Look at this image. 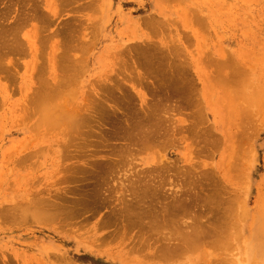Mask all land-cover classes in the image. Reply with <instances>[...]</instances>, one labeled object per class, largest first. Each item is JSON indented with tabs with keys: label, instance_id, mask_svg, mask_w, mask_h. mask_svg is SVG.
<instances>
[{
	"label": "rangeland",
	"instance_id": "374dc122",
	"mask_svg": "<svg viewBox=\"0 0 264 264\" xmlns=\"http://www.w3.org/2000/svg\"><path fill=\"white\" fill-rule=\"evenodd\" d=\"M11 1L9 0V2ZM15 1L13 2L15 3L14 5L17 3V0ZM34 7L39 9L41 17L39 16V18L30 19L25 23L23 28L18 31V36L20 37V40H23L22 42L27 43V41H30L33 44L35 43L33 50H30L27 46L25 47L24 52L21 51L20 53L8 54L5 62H3L4 70L0 71V264H65L66 262L70 261L74 264H151L152 260L149 261L146 260L145 257H142V253H144L143 250L139 251V253L142 252L141 254L138 253V250L142 248V245H139L143 243V241L139 240L142 238V236H147V231L144 230L148 229V227H145L146 229L144 228V230L141 229L143 232H140L139 226H135L133 223H131L130 227V225H128L129 221L127 223V219L125 217H119L118 215H115V217L113 213L115 214L117 212H115L116 209L124 207V204H121L122 202L126 203V201L128 202L130 198H132V195H134L132 193L134 192L129 191L130 189L132 190V187L133 189H135L134 186H139L140 188V185H138L139 182L138 184L135 182L136 185L134 186L132 185L134 183L132 178L137 180L139 176L136 178V174L140 175V177H142L143 174H148L151 177V180L156 179L153 181V184L155 182V185H157L156 187L158 188L156 194L158 195V193L161 191L159 190V187L162 189V191L159 193L158 197L156 195L157 198L154 197V195H150L148 199H145V201L147 200L150 202H146V205L148 206V204H150L148 207L152 208L153 205L158 202L156 203L157 205L155 204L156 206L152 208L153 213L156 208H158L157 210L159 211L157 212L159 213L162 210H165L164 212L170 211L166 214H163V211L160 214L157 212L155 213L162 215V217H168L169 219H172V223L169 225L171 226L172 224V227H174V229H172V227L169 229V226L163 227L161 225V227H159L161 229H157L156 231L154 230L153 234H149L154 235V232L166 234H168V232H172L173 234L178 231L185 230V228H183V226H185L184 222H190V219L188 220L189 215H187L190 213V211L187 210V212H185L187 213L185 214L188 216L187 218L185 217L183 211H180L181 213L177 212L178 210H181V208L177 209V211L175 210L176 207L174 204H176V201L180 200L182 197L183 199L181 200H186L184 199L185 197L187 198L185 194V187L188 180L186 181V179H188V176H190V173L188 174L187 171H189V169L193 166L196 168L195 171V168L193 167L196 174L199 175V173H201V177L203 176L202 182L197 178L199 183L201 182L200 185H208L206 186L208 187L207 193L210 194L214 192V184L217 182V184L222 183L224 185H221L223 186V190L225 187L227 189V191H225L226 189L224 190L225 192L223 194V190L220 188L221 186L219 187L222 190L219 191V193H222L219 195H223L222 198H225V201L226 198L228 199V196L231 194L232 197L233 195L234 197H237V195L239 196L237 199L233 197V199H235L234 201L237 202H234L237 206L235 207L238 209L236 210V208H231H233L235 211L236 217L237 214L240 216L237 218L239 222L241 221L239 223V228L237 225L238 223L235 224L237 227L235 225L234 227L235 229L238 228L237 232L239 231V233L236 235L239 236L241 232L243 239L242 241L240 240L241 242L237 240L241 244L239 245L240 247H238V242L234 241L236 239L233 240L232 245L229 243L231 245V249L228 244L227 248L229 249L225 252V254L227 255V252L230 251H232L230 252L231 254L234 252H236L235 254H238L240 253L241 249L243 254L240 253L237 256L232 254L234 256L233 257L230 256L231 254L229 253L230 257H240L241 260L244 259V263L243 261L239 262L238 259H235L237 264H241V262L242 264H256L258 262L259 264H264V94L262 92L259 93L260 91L256 92L258 91L256 89H259L257 87L264 86V0H28V10L30 11V8ZM11 21L13 22L14 20ZM35 28H37V31ZM151 43L156 46H153ZM63 44H74L75 47L77 46L76 52L74 53L76 55L74 57L79 61L78 65L80 66V71L79 69L77 70V72L79 71L76 73L78 77L74 78L70 82L72 83L70 88L72 91L77 92V94L80 93V91H84V95L89 94L88 97L86 96L87 98H85V101H82V97L80 99L84 107H87L88 105L90 108L88 107L87 109H92L90 111L88 110V114H90V121L94 115V121H91L93 123L89 121L92 127L87 125V128L91 127L92 129L94 122L95 124L101 123L97 124L100 126H95L93 128H96V132L92 129L94 134L97 136L96 137L94 134H91V137L93 135L92 140L95 142L98 140L101 147L102 145L105 147L110 145L109 149H107L108 152L109 150L114 152L115 149H117V154L115 152L112 153L113 155L111 152H109L110 154H108V152L105 154L106 149L104 150V147H100V152L98 151L97 154V149L99 148L96 147L98 145H95V142L93 143L90 136L88 135L89 140H87L88 138L84 140V135L82 136V134H79L83 138L82 142L85 141L86 145L82 143L80 144V139L82 138L79 136L77 137V140H79L78 144H75L76 146L74 149H79L80 146H77L79 144L81 145L80 148L82 149V145H84L83 149L86 150L88 154H83V152H85L83 150L80 152L83 154L84 159H88L89 163L87 160H84L80 157L81 153L79 151H76V149L73 150L72 148L69 154L70 159L73 160L69 161L70 159H65L66 161L62 160L63 162L60 164L59 162L55 163L58 153L56 152L53 145L50 146V141L52 140L51 137H46L45 134L42 133L41 123L39 122L40 116L32 106L31 96L35 90L40 88V83H38L39 81L36 76V72L39 68L37 64H40V68H42L43 78L48 79L49 75L54 74V71H56V74H59L60 71L58 65H56L58 64V58L55 57L58 53L59 55L61 54ZM146 44H148V47ZM151 45V48L157 49L155 50V54L154 52L145 51V49H149V46ZM143 46H146L147 48ZM138 47L139 49H142L143 47L141 52H148L149 55L152 53L153 56L156 55L158 50L159 52H162L164 49L165 51L169 50V53L165 51H163L162 54L157 53V55H160L158 56L160 58L157 56L155 58L158 59V62L156 63L157 60L154 61L155 59H151L149 65H146V63L143 62L146 65L144 66L141 63V61H144L141 58L143 53L141 54L140 52L141 55L137 54L139 52L136 53ZM161 48L164 49L162 50ZM38 53H40V59H37L39 57ZM165 53L168 54V57L165 56ZM37 54L38 56L36 57ZM70 54V56L74 55L72 53ZM135 55H137L138 59L134 57ZM165 57H167L169 61ZM140 58L141 61L139 60ZM162 59H166L167 61L164 60V62ZM159 60H161L162 63L159 62ZM136 61L138 63H136ZM171 61H173V63L180 64V67H178L179 65L176 66V64H173L172 66H176L178 69H180L181 73H184L182 75H185L183 76L184 78L181 75L180 78L182 79H180V84H178V86H182L184 89L188 85V88L192 86L190 87L191 89H189V93L191 94L190 90L195 92L193 93L194 96L191 95L192 99L194 97V100H192L194 102L193 103L190 102L191 100L188 98L190 96H186V98H184L185 96L180 95L182 99H184V102H182L183 100L180 99L179 94L175 93L177 90L176 87L173 89V86H171L173 91L169 89L167 90L166 88L162 89L161 94H165L166 92L168 93L164 95V97L168 95V97H166L167 99L169 98L167 102L171 103L175 99L174 104H181V106L184 107L183 109H185L182 110V112L185 113L184 115L179 114V116L178 112H173V115L175 113V116L172 115L174 119L172 117L171 118L177 124L171 119L172 123L171 121L170 123L174 124L171 125L169 123V125L175 126L176 124V126L178 125L177 127H179L181 125L179 121L183 119V116H185L183 119V125L185 126V129L187 128L190 130L189 128H192L193 123L196 121L195 118L194 121L192 120V117L196 115L194 113L200 112L202 115V121L200 122V127L198 126V128H200V130L206 129L209 134H206V131L201 130L202 132H205L202 134H206L207 136L203 137L204 139L199 138L198 142L199 140L201 141L199 144H197L193 143L197 142L194 140L196 135L195 138L193 136V139L191 138V135L188 136V134L192 132L189 131L190 133H187L186 131L188 130L185 131V129L182 128L184 129L182 130L184 131V133L182 132V134H184L183 136H185L183 137L184 139L181 138L180 140L178 137H176V139L178 138V141L174 139L176 142L173 140V142H175L173 143L171 142L173 132H171L172 134L169 138L170 140L167 139V137L164 135L166 128L164 125L165 122L161 120L162 125H160L161 128L158 129L159 131H162L160 133H163V136L160 134L159 137H161V140L156 141V144L158 143L157 146H159V144L160 146L156 147L154 142L155 149L143 151L138 150L141 148L135 149L138 150L139 153L133 150L131 152L134 153L135 157H133V155L130 157L131 154L127 156L133 158L131 163L130 161H125L128 164V168L125 167L127 170L123 169L127 164H122V166L124 165L123 168L121 167V170H123L121 172H123V174L120 173L119 176L123 177L124 183L127 182L125 179L128 177L129 181L125 187L127 190L125 189L126 192H124V194L126 193L127 195H120V193H117L114 196L115 198L113 197L112 200V197L110 199H106L107 197H105V195L107 193H105L104 200H108L109 202H103V200L95 202L91 200L89 196H85V193H83L82 195L88 197L89 200L87 198L86 200L84 196L83 199H85L90 205L85 208V206L88 204L82 199V202L86 204H84L85 206L83 207V205H81L82 202L79 203V201H81L82 195H78V192L81 191L82 188H85L82 187V184L88 183V188L86 186L87 190L91 189L89 188L91 183H93V185L97 184L95 177L96 174L94 175V169L95 171L97 170L96 164L98 163V159L102 160L103 157H106H101L102 153L107 156L110 155L109 157L113 156V159L120 158L118 155H122L123 151L119 149L120 147L118 148V146L121 145L122 147L125 142L128 143L123 135V128L125 126L124 121H126V119L127 121L131 119V123L132 121L136 122L138 120L136 118H139L140 113H144L141 108L150 109L154 103L153 95H151V91H149L151 94L148 93L147 85V90H145L143 89L145 86L141 85L140 83L137 84L136 81L134 83L137 85L124 80L128 77L127 74L129 73L132 76L133 72L134 75L138 72L141 74H143V71L149 72V68L147 67L149 66L150 74L156 73V75L154 74L156 76L155 77L154 75L152 76L145 72L148 74V78L151 76V80L149 78V82H152L155 87L158 85L161 88L160 84L164 81V79L159 76L161 82L159 79L158 81H153L154 78H158V73L156 71L153 72V70L157 67V65V68H159L158 70L164 68L168 70L170 66L169 64L172 63ZM218 61L220 62L218 63ZM230 61L235 63L242 61L243 64L241 66L246 65L245 63L247 62L250 64H248L245 69H243V66L239 70V72H241V69H243L242 72H245V78L247 80L244 79L243 81L245 82L246 80V84L243 83L244 85H242L241 76L243 74L242 72L239 73L238 70L236 71L238 72L237 76L233 74L235 80L231 76L232 74L230 77L226 75L228 72L230 73L229 70H231L228 68L229 64H226ZM163 62H168L167 66H165L166 64H163ZM160 63L162 68L159 67ZM221 63L226 67L224 68L225 70H220L219 67L222 66ZM139 64H141L140 66L142 67L144 66L143 68L146 67L147 70H143ZM223 71L227 76L226 79L225 75L223 74L226 80L223 78V76H221ZM236 72L234 71V73ZM238 76L240 78V83L237 82L238 80L236 81V79H239ZM228 77L230 79H228ZM183 80H185L187 84ZM73 81L78 83V86L74 84ZM103 81L106 83L108 90L107 88L100 86L101 82ZM118 82L119 85L117 86L116 84H118ZM114 85L117 86V89ZM192 88H194V91ZM103 89L109 91V93H105ZM137 90L143 93V98L139 97ZM103 91L104 94H106L105 96L106 99H108V102H106L107 104L104 102V105L107 109V114H104V117L102 118L98 115H103L100 113L98 114L97 112L99 108L97 102L100 100L102 101V99H98L99 96L97 94L99 93V95H104L103 93L101 94ZM160 91L158 92L160 93ZM124 92L128 93L129 95L131 94L129 96L130 101L127 100L128 97L125 96L126 94H123ZM110 93H112L113 96H111ZM159 93H157L159 98H157L156 95L154 97L156 100L161 98ZM169 96L176 98H170ZM111 97H114L115 99H111ZM164 97H162L163 101L162 99L161 101L165 103L166 101L164 100L167 99ZM185 100L188 103H191L190 107L187 106L189 105L187 102L184 104ZM144 101L146 103L151 102L147 104L148 108L145 107L146 103H144ZM132 102H134L136 105ZM236 103L243 107L245 106V103L246 105L248 104V111L250 110L249 107L252 108V111H250L252 113L251 115L247 111L250 115L248 116L250 120L246 118L251 123H253V125L249 123L250 126L252 125L251 130L246 131L244 129V124H242L244 121L240 123L241 126L243 125V128L239 126L237 123L239 122L238 118H233L229 113L230 110L234 108L233 105H237ZM116 104L120 107L122 106L123 109L127 107L128 108L125 110L122 109L123 111H120L122 112L121 114L117 111L120 116H114L115 118H113V113H111V111L109 112V110L110 108L118 107L115 106ZM249 104L251 106H249ZM149 105L151 106L149 107ZM130 106L132 108L134 107V110L132 109L134 112H137L139 108L138 106H142L139 108L138 117L136 116L137 114H135L136 112H130ZM236 107V114H238L236 117H238L242 114L243 108L241 107V114H239L238 106ZM113 109L112 112L116 108L114 110ZM116 110H118V108ZM127 110H130L129 112L131 114ZM91 111H93L95 114H93V112L91 113ZM125 111L128 113H125ZM147 111L148 110H146V112ZM161 113L162 111L158 114L160 118L162 116L164 117V112L162 113L163 115ZM91 114H93L92 117ZM191 114H193V116ZM124 115H128L129 117ZM242 115H245V113ZM105 116L107 118H105ZM118 117H123L122 119L126 117V119L121 120L120 118L121 124H119L120 120L118 122ZM159 117L157 119L156 116L154 118V122H156V120L159 121ZM165 117L167 118L168 116L165 115ZM245 117L247 116L245 115L244 118ZM242 118L243 117L241 116V121ZM191 120L193 122H191ZM112 121H115L114 123L116 126L115 124L114 126L111 125L113 124ZM117 122L123 128L119 127ZM190 123H192V126H188ZM103 124H105V127ZM246 124L248 125V123ZM101 125L104 128H102ZM184 126L181 125V127ZM98 127H100V129H104V131L102 130L101 132L102 134L99 133L100 135L97 134L99 131H101L99 129L97 130ZM106 128L109 131H105ZM116 128L117 130H120L118 131L120 134L117 133V135L120 137H118L116 132H114ZM198 128L197 131L199 130ZM110 129L115 134H112ZM92 131L88 130L87 132ZM81 132L83 133L84 131ZM103 132L106 133L105 135L110 133V135H108L109 138L108 136L105 137ZM185 133L187 134L185 135ZM182 134L179 136L182 137ZM237 135L242 137L241 141L239 142H235ZM119 138L120 140L123 138V141H117ZM107 139H111L112 141H107ZM90 140L92 142H90ZM167 140L168 142L165 143ZM110 141L113 142V144ZM92 143L96 147H94ZM88 144L92 145V147L90 146L92 149H96L92 150L89 146L88 148ZM115 144H118V146L116 145L117 147L114 149V147H111V145L115 146ZM195 144L201 146L203 149L201 147L200 149L203 150V152L199 151V146L198 150L193 149L197 146ZM87 149L92 150V152ZM95 152L98 156H100L98 158V156L95 154L97 160L93 155ZM234 155L235 157H232ZM85 156H92L94 159H91L92 157H90L89 160V158H85ZM80 158L83 160L80 162L82 164L81 170L76 171L72 165H75L77 162H79L81 160ZM233 158H235V161ZM229 160L233 161L231 162ZM237 160L240 161L239 164L237 163ZM83 162H85L84 165ZM80 163L77 165L78 168H80ZM86 163H88V166L85 165ZM230 164H233L232 168ZM86 167L88 169H85ZM83 168L87 170V172H89V169L91 171L93 170V174L90 171L92 176L88 175L87 173V175L90 176L87 177L86 171ZM82 169L85 173L84 176L82 175ZM144 171L148 173L146 174ZM190 171L193 170L190 169ZM76 172V175H78L77 177L75 176ZM165 173L168 175L166 176ZM206 173L209 175H204ZM156 174L161 176V178L164 175V179L165 176L166 179L170 176V179L168 178L167 180L169 181L166 180L167 182L163 180V182L159 183L161 179ZM75 177L76 181H74ZM122 177L119 179L120 182L118 180L119 184L123 182L121 180ZM196 177L198 176H195V179ZM201 177H199V179ZM262 181L263 183H261ZM124 183L122 184L124 185ZM129 183L132 185V187H130ZM164 183L165 185H161ZM172 183L176 184V187ZM259 185L261 189L259 188ZM76 186H78V188ZM115 186L117 188V183L113 184V188H115ZM127 186L130 188L128 189ZM180 186H182V194L179 193V195L181 194L182 196L180 195L181 197H177L176 195L173 197L172 192L175 190L179 191ZM72 188L74 189L73 191L70 190ZM79 188L81 189L79 190ZM68 189L72 193L74 191H78V194L75 192L74 193L76 195L72 194L68 191ZM86 189H83L82 192H85ZM104 190H107V188ZM127 191H129V195ZM226 192L231 194L227 195L225 194ZM260 192L262 193L260 195L261 197L259 196ZM36 193H39V196H37ZM33 195L36 200L37 197L38 200H41V198L48 200V202L50 200L54 206H68L69 210L72 209V207L69 205H72L80 198L78 201L79 204L77 203L79 206L76 204H73L72 206H75L74 208L77 206V209L81 206L84 208V211H79L82 208L78 209L77 212H79V215L75 213L77 209H72L74 213L70 210L72 215H77V217L73 218L75 224L74 222H72L73 225L69 224V226H73L72 229H70L71 227L69 226H64V224H62L63 222L61 223L59 220H44V218L39 219L38 217V219L34 220L31 216H27L30 217L27 220L22 219L24 216L22 212L23 210L20 212L18 207L25 205L27 202L29 203V201L31 202L32 199L35 201L34 197H32ZM127 196H131L129 200H127ZM218 197L221 198V196ZM154 198L158 200L155 201V203L151 201L152 199L155 200ZM176 198L178 199L176 200ZM110 200H112V204L110 203ZM229 200L230 199H228V201ZM167 202L169 203L168 205ZM226 203L227 204L225 205H228V208L227 206L225 208L228 210L230 209V213H228L231 214L232 209L229 208V203ZM201 204H199L200 207L198 206L201 208V210L198 208L197 210L195 205V209H192L197 210V213L198 211H202V208L207 209L203 210V212H206L205 214L208 213L209 215L207 217H209L210 212L207 211L210 205H204V203ZM105 205L106 207H104ZM164 205L168 208H165ZM218 206L221 209L222 205ZM27 207H29L28 210H32L30 205ZM147 208L145 207V209ZM98 209L101 210L99 211ZM220 209L218 210L219 216L221 214ZM259 211L260 213H258ZM175 212L177 217L175 216ZM93 213L96 215L92 217ZM155 213L154 215L152 214V216L157 217L158 215L156 216ZM205 214H203V217H205ZM232 214H234V212ZM150 215L151 214L145 218L146 221L148 218V222L152 219V216ZM25 216L23 218H26ZM149 216L151 219H149ZM162 217H160V219ZM209 218L212 219V214ZM209 218H207V223ZM108 219L109 221H107ZM181 220L184 224L181 222ZM208 226L210 227V225ZM249 227L250 229H248ZM156 233L155 235H158ZM236 235L233 234L234 238L240 239L239 237L241 236L238 237ZM154 236H152V238L149 236L148 239L150 238L151 240L149 242H144V245L146 243L144 248L147 246L149 247L145 249V253L147 251L152 252L150 248L160 246L162 243L159 242L161 240H158L155 241L157 243L153 245L152 241L154 240L152 239ZM159 236L160 235L155 237L158 239ZM244 237H246V239H244ZM156 238L154 239L156 240ZM136 243L138 245H134ZM150 243H152V246ZM242 243H244L243 246ZM133 245L137 246L135 248L137 252L134 251V248L132 250ZM244 245L245 251L243 250ZM224 247L221 246L222 250ZM206 248V252H208L207 254H210L209 257H211V260H217L219 258L221 260L223 258L222 260L227 259L226 262L224 261L225 263L223 262L224 264L230 261L232 262L231 264H236L235 261L233 263V258L225 256V254L222 255V252L227 249L219 253L218 250L221 249H218L219 247L216 245H209ZM232 248H234L235 251ZM130 250L132 252H130ZM190 250L193 257L191 254H187V252H185L186 255L184 254V256H182L183 254H181V256L179 255L177 259L176 255L175 258L167 256L168 258L171 257L170 259H172V261H168V258H165L167 261L165 259L161 260V257L158 261H156V259L153 260L152 263L187 264L189 261L190 264L191 261H196V258V262H199L200 264L204 261L201 258L206 259L204 257L206 252L205 254L201 255L203 257L200 258L199 250L197 252L196 250ZM190 250L188 251L190 252ZM145 255L146 254L143 256ZM221 255L225 256V258ZM59 256L68 261L62 260ZM139 256H141L145 262L141 260L143 262L139 263L141 262ZM241 256L244 257L242 258ZM138 257L139 259H137ZM253 257L257 260L255 261ZM136 259L137 261H135ZM199 259L201 260L199 261ZM228 259L230 261H228ZM216 260L214 264L218 262V260ZM63 261L65 263H63ZM207 261L208 262L206 263H209L208 259ZM193 262L191 264H193ZM219 262L222 264V261Z\"/></svg>",
	"mask_w": 264,
	"mask_h": 264
},
{
	"label": "bare ground",
	"instance_id": "6f19581e",
	"mask_svg": "<svg viewBox=\"0 0 264 264\" xmlns=\"http://www.w3.org/2000/svg\"><path fill=\"white\" fill-rule=\"evenodd\" d=\"M11 1V0H10ZM13 1V0H12ZM9 2V0H0V71L1 70H4V66H3V62H5V60H6V57L8 56V54H10V53H20L21 51H23L24 52V49H25V47H29V49L31 50H33V48H34V46H35V43L33 44V43H31L30 41H27V43H25V42H22L23 40H20V37L18 36L19 34H18V31L21 29V28H23V26L25 25V23L27 22V21H29L30 19H36V18H39V16H40V12H39V9L38 8H30L31 10L29 11L28 10V8H27V6H28V0H17V3H16V5H14L15 3H13V2ZM16 2V1H15ZM13 14V15H12ZM41 17V16H40ZM11 20H14L13 22L11 21ZM15 22V23H14ZM35 30L37 31V28H35ZM19 38V39H18ZM153 46H156V45H154L153 43H151ZM152 45L151 46H149V49H150V51H149V49L147 48L148 47V44H146V46H143V47H145V48H147V49H145V51H148V52H154V54H155V50H157V49H153V48H151L152 47ZM62 46V45H61ZM142 46V45H141ZM77 47V46H76ZM76 47L74 46V44H69V45H66V44H63V49L60 51L61 52V54L59 55V53L56 55V57L55 58H58V64H56V65H58V68H59V74H56L55 72L56 71H54V74L53 75H49V77H48V79L47 78H43V76H42V68H40L41 66H40V64H37L38 65V70H37V72H36V76H37V79H38V83H40V88L39 89H37V90H35V92L34 93H36V94H32V96H31V100H32V106H33V108H34V110L35 111H37V113L39 114V122L41 123V128H42V133L43 134H45V136L46 137H51V141H50V146H54V148H55V150H56V152L58 153V156H56V160H55V163L56 162H59V164L61 163V162H63L62 160H65V159H70V154H69V152L71 151V148L73 149V150H75L76 149V151H81L82 152V150L83 151H85V152H83V154L85 153H87V151L86 150H84L83 149V146L84 145H82V149L80 148L81 147V143L82 144H85L86 142L84 141V142H82L83 141V138L81 137V135H79V134H82V136L85 138L84 140H86V138H88L87 140H89V137H88V135L90 136V138H91V140H92V137H93V135H92V137H91V134H94V131H92V129L95 127V126H100V125H97V124H101V123H96L95 124V122H94V124H93V128L91 129V127H92V125H91V123H93V122H91V121H94V119H93V117H94V115L93 114H95L94 112H95V109H94V112L93 111H91V113L93 112V114H91V117H92V115H93V117H92V119H91V121L89 120V115L90 114H88V112L90 111V110H92V109H87L89 106L87 105V107H84V105H82V102L80 101V99H81V97H82V101H85L86 99L85 98H87L88 97V95H84L83 94V92L84 91H80V93H78L77 94V92H74V91H72L71 90V88H70V86L72 85V83H70L74 78H76V77H78L77 76V74L76 73H78L79 71H80V66L78 65V63H79V61H78V59L77 58H75L74 56L76 55V54H74L75 52H76ZM143 47H142V49H143ZM36 49V48H35ZM34 49V50H35ZM142 49H139V47H138V49L137 50H139V51H137L136 50V53L137 52H139V53H137V54H140V52H141V50ZM162 50L164 49V48H161ZM151 50H153V51H151ZM72 51V52H71ZM74 51V52H73ZM163 51H165V49L163 50ZM162 51V52H163ZM68 52H69V54L70 53H72V54H74V55H72V56H70L69 54H68ZM148 52L147 53H144V52H141V54L143 53V55L141 56V58L144 60V61H141V58L139 59L140 61H141V63L144 65V66H146L147 64L149 65V62H150V60L151 59H155L156 58V56L158 57V56H160V55H157V53L158 54H162V52L160 53L159 52V50L156 52V55L155 56H153L152 55V53H150L151 55H149L148 54ZM165 52H168L169 53V50H166ZM39 54V57L37 58V59H40V53H38ZM38 54L36 55V57L38 56ZM140 54V55H141ZM35 55V54H34ZM162 56V55H161ZM163 56H164V53H163ZM165 56H167L168 57V54L167 53H165ZM135 58H137V55H135L134 56ZM138 57H139V55H138ZM167 57H165L166 59H168ZM158 58H160V57H158ZM164 58V57H163ZM138 59V58H137ZM166 59H164V60H166ZM138 60V61H139ZM157 60V61H156ZM163 59H162V61H164ZM135 61V60H134ZM140 61H139V63H140ZM153 61V60H152ZM154 61H156V63L158 62V59H155ZM167 61V60H166ZM168 61H169V59H168ZM143 62H145L146 63V65H145V63H143ZM159 62H161V60H159ZM165 62V61H164ZM163 62V64H166L165 66H167V64H168V62H166V63H164ZM172 63H170L169 65V69L168 70H166V68H164V69H160V70H158L159 68H157L158 67V65H157V70H156V68L153 70V72H157L158 73V78L156 79V78H154V80L153 81H155V80H157L158 81V79L160 78V77H162L163 79H164V81L160 84L161 85V88L157 85V87H158V89H157V87H155L154 86V84L152 83V82H149L150 80H151V76H149V78H150V80H149V78H148V74L149 75H156V73H151L150 74V67L149 66H147L149 69V72H147V71H143V74H141L140 72H138V73H135V75L132 73V76H131V74H127L128 75V77L127 78H125L124 80H126V81H128V82H130V83H132V84H141V85H144L145 87L143 88V89H145V90H147L148 89V93H150L149 91H151V95H153V101H154V103H153V105H152V107L149 109L148 107H147V104H149V103H151V102H145L144 101V103H146V106L145 107H147L148 109H143V108H141L140 106H138L139 108H141V110L144 112V113H140V116H139V118H136V119H138L136 122H134V121H132V123H131V119L129 120V121H127V119H126V117H124V119H122L121 117H118V122H119V120H120V118H121V120H125L126 119V121H124L125 122V126H124V128L123 127H121L119 124H121V120H120V122H119V124H118V122H117V124H118V126L119 127H121V128H123L124 129V133H123V135H124V137L126 138V140L128 141V143H126L125 141V143L122 145V147H121V145L120 146H118V144H115V146H113V145H111V147H114V149H115V147H117L118 146V148L119 149H121L123 152H122V155H118L120 158H116V159H113L112 157H109L110 155H104V153H102V155H101V157L102 156H106V157H103V159L102 160H99L98 159V163L96 164V168H97V170L95 171V169H94V175L96 174V182H97V184H96V182H95V184L96 185H93V183H91V186H93V187H89V188H91V189H89V190H87L86 189V186H87V184H82V187H85V188H82V190L81 191H74L76 194H78V195H82L83 193H85V196H89V198L91 199V200H93V201H95V202H99V201H102L103 200V202L104 201H106V200H104L105 199V197H107L106 199H110L111 197V199L113 200V197L117 194V193H120V195H127L126 193L124 194V192H126V184H127V182L129 181L128 180V177L125 179V181H127V182H125L124 183V180H123V177L122 176H119L120 175V173L121 174H123V172H121V171H123V170H121L122 168H123V166L125 165V161H127V162H129L130 161V163L133 161V158H130V157H132V155H133V157H135V155H134V153H132L131 151H137V153H139V151H143V150H151V149H155V147H154V142H155V146L156 147H159L160 146V144H159V146H157V144H156V141H158V140H161L160 138L161 137H159L160 136V132H162V131H159V129L158 128H161V126L160 125H162V121L163 122H165L164 123V125L166 126V128H165V132H164V135H165V137H167V139H169L170 137H171V132H173V134H172V139H171V142H173V140L175 139L176 141H178L177 139L179 138L180 140H181V138L182 139H184L183 137H185V136H183L184 134H182V132L184 133V131H182V130H184L185 129V126L183 125L184 124V117L185 116H183V119H181L179 122H180V124L182 125V126H184V127H181V125L179 126V127H177L176 126V122L173 120L174 118H173V116H175V113H174V115H173V112H178V115L180 114V115H184L185 113L184 112H182V110H185V109H183L184 107H182L181 106V104H179V105H177V104H174V100H173V102H171V103H169V102H167L168 101V99L166 98V97H168V95L166 96V97H164V95L165 94H168L167 92L165 93V94H161L162 93V89H164V88H166L167 90L169 89V90H172L171 89V86H173V89H175L174 87H176V91H175V93L176 94H179V96L181 95V96H185L184 98H186V96H190V97H188V98H190V102H193L192 100H194V97H193V99H192V96L191 95H193L194 96V88H192L193 89V91L194 92H192V90H190L191 91V94L189 93V89H191L190 87H192V86H190L189 88H188V86L187 87H185V89L181 86H178V84H180L179 83V81H180V79H182V78H180L181 77V75L182 74H184V73H181V71H180V69H178L176 66H178V67H180V64H176V63H173V61H171ZM220 61H218V63H219ZM136 63H138L137 61H136ZM162 63V62H161ZM161 63H160V65H159V67H161ZM159 64V63H158ZM163 64H162V66H163ZM175 65L176 64V66L174 67V66H172V65ZM226 64H229V69H231V70H229L230 71V73H229V75H228V73L226 74L227 76H229L230 77V75L233 77V74H235L236 76L238 75V72H239V70H240V68H242L243 66V69H245L246 68V66H248V62L247 63H245L246 65H243V66H241L243 63H242V61L241 62H239V63H235V62H233V61H230L229 63H226ZM141 64H139V66H140ZM221 65L222 66H220L219 68H220V70H222V69H224V68H226L222 63H221ZM250 65V64H249ZM55 66V65H54ZM143 66V67H144ZM151 66V65H150ZM140 67H142V66H140ZM142 67V68H143ZM153 67H154V65H153ZM153 67H151V68H153ZM146 68V67H145ZM145 68H143V70H147V68L145 69ZM162 68V67H161ZM79 69V71L77 72V70ZM243 69H241V72L243 71ZM58 70V69H57ZM162 70V71H161ZM225 70V69H224ZM238 70V72H236ZM152 71V70H151ZM234 71L236 72V73H234ZM145 72H147V73H145ZM222 72V71H221ZM220 72V73H221ZM226 72H227V70H226ZM241 72H239V73H241ZM145 73V74H144ZM138 74V75H137ZM223 74L225 75V73H224V71H223V73L221 74V76H223ZM243 74V75H242ZM242 76H241V83H242V85H244L243 83H245L246 82V78H245V72H242ZM154 75V76H155ZM225 75V77H226V79H227V76ZM33 76V75H32ZM34 76H35V74H34ZM160 76V77H159ZM183 76H185V75H182V77ZM239 76H240V74H239ZM239 76H238V78H239ZM244 76V77H243ZM156 77V76H155ZM225 77L223 76V78L225 79ZM228 77V79H230ZM148 78V79H147ZM161 78V79H162ZM184 78V77H183ZM162 79V80H163ZM225 79V80H226ZM233 79L235 80V78L233 77ZM244 79H246L245 80V82L243 81ZM78 80V79H77ZM76 80V81H77ZM238 80V81H237ZM239 80H240V78L239 79H236V81L237 82H239ZM257 80V79H256ZM136 81V83H134ZM159 81L161 82V80L159 79ZM184 82H185V80H183ZM74 82V81H73ZM78 82V81H77ZM236 82V83H237ZM186 83V82H185ZM184 83V84H185ZM240 83V82H239ZM238 83V84H239ZM74 84H78V83H75L74 82ZM136 84V85H137ZM187 84V83H186ZM186 84H185V86H186ZM246 84V83H245ZM117 86L119 85V82H118V84H116ZM116 85H114V86H116ZM140 85V86H141ZM146 85H147V89H146ZM78 86V85H77ZM80 86V85H79ZM100 86H102V87H105V88H107V86H106V83H104V81L103 82H101V84H100ZM117 86H116V89H117ZM120 86H121V84H120ZM139 86V85H138ZM178 86V87H177ZM142 87V86H141ZM73 88H75V87H73ZM115 88V87H114ZM119 88V87H118ZM160 88V89H159ZM187 88H188V90H187ZM257 88H259V89H256V90H258V91H256V92H259V93H263L264 94V89H262V88H264V86L263 87H257ZM76 90H78V89H76ZM87 90V89H86ZM104 91H105V93L106 92H108L109 93V91H107L108 90V88H107V90H105V89H103ZM160 91V93L158 92V91ZM88 91V90H87ZM87 91H85V92H87ZM104 91L103 92H101V94L103 93L104 94ZM138 91V90H137ZM173 91V90H172ZM127 92V91H126ZM126 92H124L123 94H126L125 96L126 97H128L127 98V100H129L130 101V99H129V96L131 95H129L128 93H126ZM163 92H165V91H163ZM157 93H159L160 95H161V98L160 99H158V100H156L154 97H155V95H156V97L157 98H159L158 97V94ZM171 93V92H170ZM93 94V93H92ZM128 94V95H127ZM190 94V95H189ZM82 95H84V96H82ZM99 97H98V99L100 98V99H102V101L100 100V101H98L97 102V105L99 106V108H98V114L100 113V114H102L103 116H100V115H98L99 117H104V114H107V109H106V106L104 105V102L106 103V102H108V99H106V94H104V95H99V93L97 94ZM110 95L111 96H113V94L112 93H110ZM138 95H139V97H141V98H143L144 97V95H143V93L142 92H140V91H138ZM169 95H171V94H169ZM87 96V97H86ZM115 96V95H114ZM124 96V97H125ZM180 96V99L181 100H183L182 102H184V99H182V97ZM116 97V96H115ZM132 97V96H131ZM162 97H164V98H166L167 100H164V101H166L165 103L164 102H162L163 101V98ZM170 97V96H169ZM171 97H173V96H171ZM170 97V98H171ZM114 97H111V99H113ZM173 98H176V97H173ZM187 98V99H188ZM115 99V98H114ZM161 99H162V101H161ZM186 99V100H187ZM171 100V99H170ZM185 100V103L184 104H186V101ZM189 100V99H188ZM131 101H134V100H131ZM132 103H134V102H132ZM194 103V102H193ZM107 104V103H106ZM113 104V103H112ZM129 104V103H128ZM131 104V103H130ZM135 104V103H134ZM187 104H189V105H187V106H189L190 107V104L191 103H188L187 102ZM237 104V103H236ZM136 105V104H135ZM151 105H149V107L151 106ZM114 106V105H113ZM112 106V107H113ZM115 106H118L117 104L115 105ZM129 106V105H128ZM234 106V108L233 109H231L230 110V114H231V116L233 117V118H238V121L239 122H237L238 123V125L239 126H241L240 125V123H242L243 121V123L242 124H244V129L246 130V131H249V130H251V126L253 125V123H251L249 120H250V118H248V116H250L252 113L250 112V111H252V108L251 107H249L250 108V110L248 111V104L246 105V103H245V106L243 107V106H239V104H237V105H233ZM236 106H238V111H239V114H241L240 113V110L242 109L243 111H242V114L243 113H245V115L247 116V117H245L244 118V116L245 115H239L238 117H236L238 114H236L237 113V107ZM249 106H251L250 104H249ZM240 107V108H239ZM242 107V108H241ZM90 108V107H89ZM96 108V107H95ZM109 108V107H108ZM114 108V107H113ZM113 108H110V110H109V112L111 111V113H113L112 115V117L113 118H115L114 116H120L119 115V113H117V111L118 112H120L122 109H123V107L121 106H118V107H115L116 109L118 108V110H116L115 108V110L113 109ZM128 108V107H127ZM127 108H125V109H127ZM139 108H138V110H137V112L135 113L133 110H134V107L132 108L131 106H130V110H127L128 112L130 111L131 113H135V114H137L136 116L138 117V112H139ZM244 108H245V110H244ZM112 109L114 110L113 112H112ZM125 109H123V110H125ZM133 109V110H132ZM136 109V108H135ZM89 110V111H88ZM122 110V111H123ZM146 110H148L147 112H146ZM86 111H87V113H86ZM127 111H125V113L127 112ZM133 111V112H132ZM162 111V113L164 112V117L162 118H160L159 116H158V114L160 113ZM250 113V115H249V113ZM127 112V113H128ZM129 112V113H130ZM183 114H182V113ZM117 113V114H116ZM122 112H120V114H121ZM124 113V112H123ZM130 113V114H131ZM161 113V114H162ZM194 113V112H193ZM116 114V115H115ZM134 114V115H135ZM194 114H196V115H194L193 116V114H191L193 117V121H194V118H195V122L193 123V126L191 125L192 123H190V125L188 124V126H192V128H189L190 130H188L187 128L185 129V131L186 130H188V131H186L187 133H190L189 131H191L192 133H190V134H188V136L189 135H191L192 137L191 138H193V136H194V138H195V135H196V138L194 139L195 141H197V142H193V143H197V144H199L200 143V141L201 140H199V142H198V139L200 138H202V139H204L203 137H206L207 135V133H208V131H206V129H204V130H202V131H206V134H202V133H205V132H202L201 130H200V128H198V126L200 127V122L202 121L201 120V118H202V115H201V113L200 112H198V113H194ZM229 114V115H230ZM129 115V114H128ZM128 115H124V116H127V117H129ZM163 115V114H162ZM165 115L166 116H168L167 118L165 117ZM173 115V116H172ZM179 115V116H180ZM228 115V116H229ZM123 116V115H122ZM157 116V119H158V117L160 118L159 119V121H157L156 120V122H154V118ZM177 116V115H176ZM230 116V117H231ZM241 116L243 117L242 118V121L240 120L241 119ZM90 117V118H91ZM131 117H132V115H131ZM173 119H172V118ZM178 117V116H177ZM182 117V116H181ZM231 117V118H232ZM105 118H107L106 116H105ZM166 118V119H165ZM246 118H248V119H246ZM171 119L173 120V122H175L176 124H175V126H171V125H173V124H171L172 123V121H171ZM244 119V120H243ZM246 119V120H245ZM113 120V119H112ZM162 120V121H161ZM191 120V122H193ZM236 120V119H235ZM91 123H90V122ZM170 121H171V123H170ZM241 121V122H240ZM247 121V122H246ZM113 122V121H112ZM115 122V121H114ZM113 122V124H111V125H113L114 126V123ZM134 122V123H133ZM155 123V124H154ZM169 123L171 124V125H169ZM246 123H248V125L250 126V124H252L250 127L246 124ZM250 123V124H249ZM198 124V125H197ZM246 124V125H245ZM91 126V127H89V128H87L88 126ZM86 126V127H85ZM103 126L105 127V124H103ZM102 125H101V127L102 128H104ZM115 126H116V124H115ZM84 127H85V130H84ZM186 127H187V125H186ZM242 128H243V125L241 126ZM246 127V128H245ZM86 128H87V130H86ZM182 128H184V129H182ZM197 128L200 130V132H199V130L197 131ZM101 130V131H97L98 133L97 134H102L101 132H102V130L104 131V129H100V127H98L97 128V130ZM109 129V128H108ZM88 130H90V131H92V132H87ZM93 130H95V132H96V128L95 129H93ZM111 130V129H110ZM116 130H117V128H116ZM114 131V132H116V135H117V133H119L120 134V132H118V131H120V130H117V131ZM81 131H84L83 133L81 132ZM105 131H109V130H107V128L105 129ZM112 131V130H111ZM86 132V133H85ZM112 134H115V133H113V131L111 132ZM187 133H185V135L187 134ZM99 134V135H100ZM103 134L105 135L106 133L105 132H103ZM163 134V133H162ZM161 134V136H163ZM177 134H178V136H177ZM180 134H182V137L181 136H179ZM209 134V133H208ZM95 136H96V134H94ZM99 135H98V137H99ZM108 135H110V133H108ZM108 135H105V137H107ZM200 135H202V136H200ZM81 137L82 139H80L81 140V142H80V144L79 145H77L78 147H79V149H81V150H79L78 148H75L74 149V147L76 146L75 144H78V141L79 140H77V137ZM94 136V137H95ZM103 136V135H102ZM118 136V135H117ZM97 137V136H96ZM101 137V136H100ZM118 137H120V136H118ZM118 137H117V139H118ZM158 137V138H157ZM176 137H178L177 139H176ZM242 137H243V134H242ZM241 136H238L237 135V138L235 139V142H239V141H241V138H242ZM108 138H109V136H108ZM157 138V139H156ZM95 139V138H94ZM99 139V138H98ZM106 139V138H105ZM123 138H121V140H120V138H119V140H117V141H123L122 140ZM166 139V138H165ZM197 139V140H196ZM206 139V138H205ZM90 140V142H92ZM96 140H97V138H96ZM109 140H111V139H107V141H109ZM170 140V139H169ZM174 140V141H175ZM193 140V141H194ZM237 140V141H236ZM100 141V140H99ZM106 141V142H107ZM112 141V140H111ZM110 141V142H111ZM114 141V140H113ZM163 141V140H162ZM175 141V142H176ZM95 141H93V143H94ZM115 142H116V140H115ZM166 142H168V140L167 141H165V143ZM175 142H173V143H175ZM92 143V145H94ZM96 143H98V144H96ZM102 143V142H101ZM107 143H109V142H107ZM112 144H113V142H111ZM161 143V142H160ZM91 144V143H90ZM90 144H88L87 145V147L89 146H91L92 147V145H90ZM121 144V143H120ZM163 144V143H162ZM197 144H195V145H197ZM86 145V144H85ZM95 145H98L97 147L95 146ZM95 145H94V147H96V148H99V149H97V154H98V151L100 150V147H101V145H99V142H98V140L95 142ZM117 145V146H116ZM194 145V146H195ZM109 146L110 145H107L106 147L105 146H103L102 145V147H104V150H105V154H107V152H108V150L107 149H109ZM198 146L199 145H197L196 147H194L193 149H196V150H198ZM86 147V146H85ZM84 147V148H85ZM88 147V148H89ZM90 147V148H91ZM101 147V148H102ZM108 147V148H107ZM110 147V148H111ZM137 147V148H136ZM200 147L201 146H199V151L200 152H203V150H201L200 149ZM96 148H94V149H92V150H95ZM138 148H141V149H138ZM202 148V147H201ZM86 149V148H85ZM112 149V148H111ZM135 149H138V150H135ZM203 149V148H202ZM87 150H89V149H87ZM92 150H89V151H91L92 152ZM102 150V149H101ZM113 150V149H112ZM195 150V151H196ZM80 152V153H81ZM100 152V151H99ZM101 152H103V151H101ZM109 152H111V150H109ZM108 152V154H110ZM116 154H117V149H115V151H114ZM113 151L111 152V154L112 153H114ZM119 152V151H118ZM121 152V151H120ZM131 152V153H130ZM198 152V151H197ZM200 152H198V153H200ZM83 154L81 153V155H80V157L82 158V159H84L83 158ZM88 154V153H87ZM86 154V155H87ZM95 154H96V152L93 154L94 156H95ZM96 154V155H97ZM129 154H131V156L130 157H127ZM234 154V153H233ZM113 155V154H112ZM98 156V155H97ZM86 157H88L89 158V160H90V157H92V156H85V158ZM100 156H98V158H99ZM116 157V156H115ZM232 157H235V155L234 156H232ZM80 158V159H81ZM97 157L95 156V159H96ZM127 158V159H126ZM132 159V160H130V159ZM79 159V160H80ZM80 160L79 162H77V159H76V164L75 165H72V167L77 171V170H81V161H83V160ZM91 159H94L93 157L91 158ZM126 159V160H125ZM71 160H73V159H70L69 161H71ZM84 160H87V162H88V159H84ZM97 160V159H96ZM233 160L235 161V158H233ZM233 160H229V161H233ZM66 161V160H65ZM94 161V160H93ZM100 161V162H99ZM95 162V161H94ZM231 162H229V163H231ZM239 162L240 161H238L237 160V163L239 164ZM78 163H80L79 164V167L80 168H78ZM84 163L85 162H83V165H84ZM89 163V162H88ZM88 163H86L85 165H87ZM124 163V165L122 166V164ZM234 163H236V162H234ZM127 164V163H126ZM66 165V164H65ZM129 165H131V164H129ZM232 165L233 164H230V166H231V168H232ZM88 166V165H87ZM239 166V165H238ZM91 167V166H90ZM89 167V168H90ZM122 167V168H121ZM125 167H127L128 168V164L126 165V166H124V168L123 169H126ZM194 167V166H193ZM192 167V168H193ZM228 167H229V165H228ZM92 168V167H91ZM90 168V169H91ZM94 168V167H93ZM192 168H190L191 170H193V171H190V169H189V171H187L188 172V174L190 175V176H188V179H186V196H187V198L185 197L184 199H186V200H181V199H183V197L180 199V200H177L178 198H176V204H174L175 205V207H176V211H177V209H180L181 208V210H178L177 212H179V213H181L180 211H183L184 212V215L185 214H187V213H185V212H187V210L188 211H190V213H188L187 215H189V218H188V216L187 215H185V217H187L188 218V220L190 221V222H184L185 223V226H183V228H185V230H182V231H178V232H176V233H173L172 234V232H168V234H166V233H161V232H158V233H156V232H154V235H155V233L156 234H158V235H160L159 237H158V239L155 237V236H158V235H150V234H153V231L155 230H159V229H161V228H159V227H161V225L164 227H168L169 226V229L172 227V224H171V226L169 225L170 223H172V219H169L168 217H162V215H159L160 213H162V211H160V213L159 212H157V211H159V210H157L158 208H156V210L154 211V213L155 212H157V213H159V214H156L155 213V215L157 216V217H154V216H152V214L154 215V213H153V209L152 208H154V206H156L157 204L156 203H158V202H156L155 203V201H158V200H156L155 198V200H151V201H153V203H155L154 205H153V207L152 208H149L148 206L150 205V204H148V206L146 205V202H149V201H145V199H148L149 197H150V195L151 196H153L154 195V197H156V191H157V185H155L156 183L154 182V184H153V181H155V180H151V177L144 171V173H146L147 175H144L142 172V177H140V175H137L136 174V178H137V176H139L138 177V179L137 180H135V178H132L133 180H134V183L132 184V182H131V180H130V182H131V184L134 186V185H136V183L135 182H137V184H138V182H139V184L138 185H140V188H139V186H134V188L135 189H133V187H132V185H130V183H129V185H130V187H132V190L130 189L129 191L130 192H134V193H132V194H134V195H132V198H130L129 196H127L128 197V199L127 198H125V199H127V200H129V198H130V202L128 201H126V203H124V202H122L121 204L123 205L124 204V207H120L119 209H116L115 210V214L113 213V215L115 216H119V217H125L126 219H127V223H128V221H129V223H128V225H130V227H131V223H133L135 226H139L140 228V232L142 231V230H144V228L146 227H148V229H146V230H144V231H147V233H146V237H144V236H142V238H140V240L139 241H143V243H139L140 245L139 246H141L142 245V248L141 249H139L138 250V253H139V251L140 250H143V252L144 253H142L143 255L144 254H146L145 256H143L142 255V257H145V259L146 260H149V261H153V260H155L156 259V261H158L159 260V258H161V260L162 259H165V258H168L167 256H171V257H173V258H175L176 256V259L178 258V256L180 255L181 256V254H183L182 256H184V254L186 255V253L185 252H187V254H191L192 255V252H191V250L190 249H192L193 251H195L196 250V252L199 250V257L201 258V257H203V256H201V255H203V254H205V252L207 251V246H209V245H216V246H218L219 248L218 249H221V250H218V252L219 253H221V251H223V250H225V249H227V250H225V251H223L222 252V255H224L225 254V252L226 251H228V249L229 248H227L228 247V244L230 243L231 245L233 244L232 242H233V240L234 239H236V240H234V241H239V242H241L242 241V239H243V236H242V233L240 232V235L239 236H241V237H239L238 235H236L237 233H239V231L237 232V229L239 228V223L241 222H239L238 220H237V218L238 217H240V216H238V214H237V217H236V213H235V211L233 210V208H236L237 206H236V204L235 203H237V202H235L234 200L235 199H233V197H234V195H233V197H232V194L231 193H225V194H227V195H229V194H231V195H229L228 196V199H230L229 201H228V199L226 198V201H225V198L223 199L222 197H223V195H219V194H222L221 192L219 193V191H222L223 190V184L222 183H220V184H217V182L214 184L215 185V187H214V192L213 193H207L208 191V187H206V186H208V185H200L201 184V182H202V177H201V173H199V175H197L196 174V168H195V171H194V168L192 169ZM231 168H230V170H231ZM84 169V168H83ZM82 169V172L84 173V170L85 169H88L87 167L83 170ZM89 169V172H87V170H85L86 171V175H87V173H88V175H91L92 176V171ZM225 169V168H224ZM127 170V169H126ZM229 170V171H230ZM90 171H91V173H90ZM149 171V170H148ZM151 171V170H150ZM224 171V170H223ZM124 172H125V170H124ZM187 172H186V174H187ZM227 172V171H226ZM82 173V175L84 176L85 175V173L83 174ZM198 173V172H197ZM77 174V172L75 173V176L77 177L78 175H76ZM125 174V173H124ZM161 174H163V173H161ZM196 174V175H195ZM81 175V174H80ZM81 175V176H82ZM87 175V177H90V176H88ZM94 175H93V177H94ZM126 175V174H125ZM128 175V174H127ZM157 175V174H156ZM165 175L167 176L168 174H166L165 173ZM204 175H209V174H204ZM80 176V177H81ZM158 177H160V179L162 180H160L159 181V183H161V182H163V180L164 181H166L168 178L170 179V176L169 177H167V179H166V176H165V179L163 178L164 177V175H163V179L161 178V176H159V175H157ZM157 176H156V178H157ZM195 176H198V177H196V179H195ZM205 176V177H206ZM74 177V176H73ZM76 177H75V179H74V181H76ZM120 177H122V181L123 182H121L120 184L118 183V180L120 179ZM132 177V176H131ZM130 177V178H131ZM199 177H201L200 179H199ZM85 178V177H84ZM92 178V177H91ZM129 178V179H130ZM197 178H198V180L199 181H201L200 183H199V181L197 180ZM86 179V178H85ZM158 179V178H157ZM223 180H224V178H223ZM152 181V182H151ZM167 181H169V180H167ZM166 181V182H167ZM172 181V180H171ZM226 181H227V179H226ZM88 182V181H87ZM119 182H120V180H119ZM173 182V181H172ZM84 183H86V182H84ZM114 183H117V188H116V186H115V188H113V184ZM122 183H124V185L122 184ZM157 183H158V181H157ZM158 183V184H159ZM261 183H263V181L261 182ZM119 184V185H118ZM174 186L176 185V184H174V183H172ZM204 184V183H203ZM217 184V185H216ZM85 185V186H84ZM89 185H90V183H89ZM161 185H165V183L164 184H161ZM221 185H223V186H221ZM184 186V185H183ZM221 186V187H220ZM77 188H78V186H76ZM130 187H128L127 186V188L129 189ZM176 187V186H175ZM222 189H220V188ZM75 188V187H74ZM77 188H75V189H77ZM87 188H88V186H87ZM105 188H107V190H104ZM182 186H180L179 187V191L177 190H175V191H173L172 192V194H173V197L174 196H176L177 195V197L179 196V197H181L182 195V193H181V191H182ZM259 188L261 189V187H260V185H259ZM258 188V189H259ZM81 188H79V190H80ZM83 189L85 190L86 189V191L85 192H82L83 191ZM126 189V190H125ZM218 189H220V190H218ZM226 189V187L224 188V190ZM259 189V190H260ZM263 189H264V187H263ZM70 190H74L73 188L72 189H70ZM69 189H68V191L69 192H71ZM78 190V189H77ZM134 190V191H133ZM159 190H161L162 191V189L159 187ZM223 190V194H224V192L225 191H227V189L224 191ZM129 191H127V193L129 192ZM160 191V192H161ZM72 193V194H75V193ZM159 192V193H160ZM105 193H107L106 195H105ZM159 193H158V195H159ZM164 193V192H163ZM179 193H181L180 195H179ZM184 193V192H183ZM75 194V195H76ZM166 194H167V192H166ZM175 194V195H174ZM262 193L260 192L259 193V196L261 195ZM36 195L37 196H39V193L37 194L36 193ZM80 195V196H81ZM104 195H105V197H104ZM109 195V196H108ZM128 195H129V193H128ZM158 195H157V197H158ZM161 195V194H160ZM226 195V196H227ZM79 196V197H80ZM83 196L84 195H82V198H81V201H79L80 200V198L78 199V201H79V203H81L83 200H84V202L85 203H87L88 204V202H86V200L88 199V197H85V199H83ZM183 196H185V195H183ZM218 196H221V198L220 197H218ZM263 196H264V190H263ZM32 197H34V195L32 196ZM109 197V198H108ZM156 197V198H157ZM160 197V196H159ZM237 197H239L238 195H237ZM237 197L235 196L234 198H236L237 199ZM261 197V196H260ZM115 198V197H114ZM83 199V200H82ZM263 199V198H262ZM261 199V200H262ZM34 200L35 201H33V199H32V201L30 202L29 201V203L27 202L25 205H21V206H19L18 207V209H19V211L21 212L22 210V212H23V215L26 217V218H23L22 217V219H29L30 217H27V216H31L32 217V219H43L44 218V220L46 219V220H59L62 224H64V226L66 225V226H69V224H72V222H74L73 221V218H75V217H77V215L76 214H73L72 215V212L71 211H73L74 209H77V206H79V205H77V203H78V201L76 200L75 202L74 201H72V202H74L73 204H76L77 206H76V208H74L72 205H69V206H71L72 207V209H68V206H60V205H56V206H54V204L49 200V202H48V200H46V199H42L41 198V200H38V197H37V200H36V198L34 197ZM89 200V199H88ZM112 200H110V203L112 204ZM259 200V199H258ZM121 201V200H120ZM72 202H70V203H72ZM84 202H82L81 203V205H83V207L86 205ZM106 202H109L108 200L106 201ZM106 202H105V204H106ZM226 202H228L229 203V208H231V207H233V208H231L232 209V211H231V214L234 212V214H229L230 213V209L228 210L227 208H228V205H225V204H227ZM235 202V203H234ZM78 203V204H79ZM102 203V202H101ZM109 203V204H110ZM150 203V202H149ZM152 203V202H151ZM175 203V202H174ZM201 203H204V205H210V207H209V209H208V211L207 212H210V216H211V214H212V219L211 218H209V217H207L209 214L207 213V214H205L206 212H203V210H207V209H203L202 208V211H198V213H197V210L199 209V210H201V208H199L200 206H199V204H201ZM261 203H262V201H261ZM85 204V205H84ZM108 204V205H109ZM164 204V203H163ZM169 203L167 202V205H168ZM233 204H235V205H233ZM29 206L30 205V207H31V209L32 210H28L29 209V207H27V206ZM196 206V209L197 210H193L192 208H194L195 206ZM202 205V204H201ZM218 205H222L221 206V209H220V207L218 206ZM233 205V206H232ZM22 206H26V207H22ZM88 206H90L89 204L88 205H86L85 206V208L86 207H88ZM151 206H152V204H151ZM165 206V205H164ZM199 206V207H198ZM227 206V208H225ZM236 206V207H235ZM20 207H22V208H20ZM104 207H106V205L104 206ZM145 207L147 208H149V211H148V208L147 209H145ZM174 207V206H173ZM219 207V208H218ZM14 208V207H13ZM26 210H25V209ZM80 208H82L81 206H80ZM80 208H78V209H80ZM103 208V207H102ZM101 208V209H102ZM164 208V207H163ZM163 208H161V209H163ZM165 208H168V207H166L165 206ZM190 210H189V209ZM78 209L76 210V212L75 213H77V214H79V212H77L78 211ZM101 209H98L99 211L101 210ZM160 209V210H161ZM195 209V208H194ZM220 209V212H221V214H220V216L218 215V210ZM225 209V210H224ZM238 208H236V210H237ZM89 210H90V208H89ZM168 210V209H167ZM171 210V209H170ZM226 210H227V213H226ZM79 211H84V208H82L81 210H79ZM86 211V210H85ZM87 211H88V209H87ZM98 211V212H99ZM114 211V210H113ZM165 211V210H164ZM163 211V214H166L167 212H164ZM32 212V213H31ZM91 212V211H90ZM148 212V213H147ZM170 212V211H169ZM168 212V213H169ZM229 212V213H228ZM73 213H74V211H73ZM95 213H96V211H95ZM178 213V214H179ZM258 213H260V211L258 212ZM98 214V213H97ZM149 214H151L150 216H152V219L150 218V216H149V219H151V220H149V222H148V218H147V221L145 220V218L146 217H148V215ZM171 214V213H170ZM175 214H176V212H175ZM203 214H205V217H203ZM228 214V215H227ZM80 215V214H79ZM96 214H92V217L93 216H95ZM229 215H231V216H229ZM262 215V214H261ZM115 216V217H116ZM162 217L161 219H160V217ZM176 217H177V214L175 215ZM219 216V217H218ZM38 217V218H37ZM128 217V218H127ZM159 217V218H158ZM209 218L208 219V223L206 222L207 221V218ZM233 217H236V218H233ZM14 218H18V217H14ZM20 218V217H19ZM110 218V217H109ZM21 219V218H20ZM235 219H236V221H235ZM240 219V218H239ZM242 219V218H241ZM245 219V218H244ZM72 220V221H71ZM183 220V219H182ZM182 220H181V222H182ZM107 221H109V219L107 220ZM159 223H158V222ZM238 221V222H237ZM244 221V220H243ZM104 222H106V221H104ZM107 223V222H106ZM163 223V224H162ZM183 223V222H182ZM183 223V224H184ZM205 223H206V225H205ZM238 223V224H237ZM74 224H75V222H74ZM102 224H104V223H102ZM160 224V225H159ZM235 224H237L238 225V228L237 229H235V227H234V225ZM73 225V224H72ZM208 225H210V227L208 226ZM219 225V226H218ZM102 226V225H101ZM236 226V225H235ZM248 226H250V225H248ZM69 227H71V226H69ZM73 227V226H72ZM72 227L70 228V229H72ZM219 227V228H218ZM237 227V226H236ZM264 227V226H263ZM138 228V227H137ZM62 229H64V228H62ZM69 229V228H68ZM69 229V230H70ZM142 229V230H141ZM172 229H174V227H172ZM248 229H250V227L248 228ZM151 231H152V233H151ZM143 232V231H142ZM167 232V231H166ZM226 232V233H225ZM243 232V231H242ZM150 233V234H149ZM228 233V234H227ZM249 233H250V231H249ZM227 234V235H226ZM233 234L234 235H236V236H238L240 239H238V238H234V236H233ZM150 236V238H152V236H154L153 237V239L152 240H154V241H152V243H153V245H155V243H157V242H155V241H158V240H161V241H159V242H162L161 244H160V246H157V247H154V248H150V250L152 251V252H150V251H147L146 253H145V249L148 247H146V248H144L145 246H146V243H145V245H144V242H149L151 239L149 238L148 239V237ZM255 237H256V234H255ZM147 238V239H146ZM154 238H156V240L154 239ZM160 238V239H159ZM244 239H246V237H244ZM258 239V238H257ZM241 240V241H240ZM237 241V242H238ZM246 241V240H245ZM237 243L238 244V247H240L239 245H241L240 243ZM152 243H150V245L152 246ZM158 244V245H159ZM226 244V245H225ZM229 244V246H230V249H231V245ZM243 244L244 243H242V246H243ZM134 245H138L137 243L136 244H134ZM133 245V247H132V250H133V248H134V251L135 252H137V250H135V248L137 247V246H134ZM147 245H149V244H147ZM221 246H225L224 247V249L222 250V248H221ZM235 247V246H234ZM139 248V247H138ZM137 248V249H138ZM149 248V247H148ZM233 250H234V248H232ZM236 249V248H235ZM245 249V245H244V248H243V250ZM188 250H190V252L188 251ZM204 251V252H203ZM235 251V250H234ZM242 250L240 249V253H242L241 252ZM245 251V250H244ZM130 252H132L131 250H130ZM149 252H150V254H149ZM203 252V253H202ZM230 252H232V251H230ZM230 252H227L228 254L226 255L225 254V256H228V257H230V256H233L236 252H234V253H230ZM141 253H139V254H141ZM208 252H206V254L204 255V257L206 258V259H203V258H201L202 260H206L205 262H204V264H210V261H211V264H214V262H215V260L216 259H210L211 257H209V255L210 254H207ZM231 255H230V254ZM240 253H238V254H240ZM148 254V255H147ZM238 254H235L234 256H237ZM243 254V253H242ZM176 255V256H175ZM190 255V256H191ZM212 255V254H211ZM221 255V256H222ZM230 255V256H229ZM188 256V255H187ZM225 256H222V257H224L225 258ZM233 256V257H234ZM240 256V255H239ZM238 256V257H239ZM254 256V255H253ZM62 260H64V261H68V260H66V259H64L63 257H61V256H59ZM140 257V261L141 260H143L142 258H141V256H139ZM139 257L137 258V259H139ZM171 257H169L168 258V261L169 260H171L172 261V259H170ZM192 257H193V255H192ZM192 257H191V259H192ZM233 257H230V258H233ZM242 258L244 257V256H241ZM254 258V257H253ZM137 259L135 260V261H137ZM175 259V260H176ZM201 259H199V261L201 260ZM207 259L209 260V263H206V262H208L207 261ZM223 259V258H222ZM220 260V258L219 259H217L218 260V262L217 263H219L220 264V262L219 261H222L221 263L222 264H224L226 261H227V259H225V260ZM234 260H233V263H234V261H235V259H238L239 260V262L240 261H243L244 259H240V257L239 258H233ZM166 261H167V259H165ZM174 260V261H175ZM195 260L197 261V259L195 258ZM216 260V261H217ZM254 260L256 261L257 259L256 258H254ZM63 261V263H65ZM144 262H145V260H143ZM143 261H141V262H139V263H142ZM152 261H151V264H154V263H152ZM196 261H194L195 263H197ZM212 261H213V263H212ZM225 261V262H224ZM228 261H230L229 259H228ZM252 261V260H251ZM147 262V261H146ZM155 262V261H154ZM193 261H191V263H192ZM193 262V264H195ZM203 262H201L202 264H203ZM224 262V263H223ZM236 262V264H237V261H235ZM190 263V264H191ZM200 263V264H201ZM216 263V264H217ZM228 263H232L231 261L230 262H228ZM228 263H226V264H228ZM243 263H244V261H243ZM251 263V262H250ZM256 263V262H255ZM65 264H74L73 262H66ZM187 264H189V261H188V263ZM197 264H199V262L197 263ZM235 264V263H234ZM241 264H242V262H241ZM252 264V263H251ZM256 264H259V262L258 263H256Z\"/></svg>",
	"mask_w": 264,
	"mask_h": 264
}]
</instances>
